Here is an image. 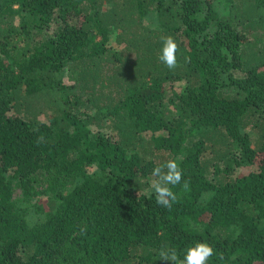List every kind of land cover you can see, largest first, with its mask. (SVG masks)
<instances>
[{
    "label": "trees",
    "instance_id": "trees-1",
    "mask_svg": "<svg viewBox=\"0 0 264 264\" xmlns=\"http://www.w3.org/2000/svg\"><path fill=\"white\" fill-rule=\"evenodd\" d=\"M169 159L170 209L146 193ZM197 241L264 264V0H0V264H173Z\"/></svg>",
    "mask_w": 264,
    "mask_h": 264
},
{
    "label": "clouds",
    "instance_id": "clouds-1",
    "mask_svg": "<svg viewBox=\"0 0 264 264\" xmlns=\"http://www.w3.org/2000/svg\"><path fill=\"white\" fill-rule=\"evenodd\" d=\"M163 45L159 60L169 69L175 70L178 65L177 52L179 45L171 35L161 37ZM152 176L155 178L152 182V189L156 195V203L165 208H171L173 202L177 200L176 193L170 186L181 184L183 179V170L176 159H169L165 164L156 166L152 170ZM183 188L188 190L189 182L184 180ZM214 255V249L211 244L203 241H197L193 246L188 247L183 261L178 260L174 249L162 250L159 257L163 261H171L173 264H209Z\"/></svg>",
    "mask_w": 264,
    "mask_h": 264
},
{
    "label": "rangeland",
    "instance_id": "rangeland-1",
    "mask_svg": "<svg viewBox=\"0 0 264 264\" xmlns=\"http://www.w3.org/2000/svg\"><path fill=\"white\" fill-rule=\"evenodd\" d=\"M218 7L220 8L221 6L219 5ZM145 22H146L148 25H150V26H155V25L157 24L155 14H151L150 16H148V17L146 18ZM114 38H115V35H113V39H112L111 42H110L111 46L113 47V49H120V47L117 46V44L115 43ZM169 94H171V92H170ZM42 119H43L44 121H46V120H47V117H42ZM165 133H166L165 131H160V132H157L156 135H161V134H165ZM146 134H147V136H151V135H152L151 132H147ZM93 169H95V168H93ZM154 179H155V178H151V179L149 180V185H148V187H147V189H146V193H148V194H150V193H154V191H153V189H152V187H151L152 182H153ZM16 191H17L18 193L20 192L19 189H17Z\"/></svg>",
    "mask_w": 264,
    "mask_h": 264
}]
</instances>
